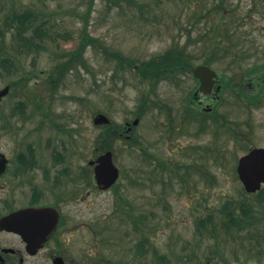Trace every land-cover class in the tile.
Segmentation results:
<instances>
[{
  "label": "rangeland",
  "instance_id": "rangeland-1",
  "mask_svg": "<svg viewBox=\"0 0 264 264\" xmlns=\"http://www.w3.org/2000/svg\"><path fill=\"white\" fill-rule=\"evenodd\" d=\"M86 1L0 0V30L6 17L29 8L37 21L47 22L52 35L56 33V40L47 41L45 49L19 55L24 69L35 74L28 77L32 89L10 87L0 101V151L9 159L8 172L0 178V211L3 198L10 206L26 200L28 181L32 179L34 184L41 174L45 167L41 161L49 164V156L41 155L45 143L52 141L55 150L63 143L70 167L84 165L90 175L80 206L87 222L84 240L78 242L87 251L86 260L98 264H154L162 260L163 264H264L261 221L241 230L232 227V237L221 226L224 216L219 212L228 201L258 204L255 193L244 190L235 167L246 145L264 146V104L245 107L241 100L256 90L244 84L250 77L245 75L249 67L264 62V0H94L87 26V32L108 49L136 61L158 56L175 42L187 45L193 65L209 60L211 67L234 85L222 91L217 111L244 129L250 121L249 136L243 142L222 133L215 140L218 121L208 116L203 127L189 121L185 110L195 85L189 72H176L156 87L148 86L150 102L138 117L148 82H141L133 69L119 67L116 59L108 58L97 45L87 46L84 65L73 66L55 88L50 86L47 80L59 53L73 50L79 43ZM209 8L216 12L206 22L202 15ZM223 15L228 22L215 23ZM3 30L0 58L16 53L13 29ZM215 32L228 51L213 52L205 44ZM202 34L206 38L202 39ZM19 73H3L0 68V88L16 80ZM250 75L256 78L258 73ZM98 112L115 124L138 119L132 133L139 142L116 138L109 144L119 169L114 188L125 190V194L120 192L124 211L114 188L96 189L90 174L88 160L101 152L98 136L103 126L93 122ZM2 114L8 116L7 122ZM29 147L35 150L36 166L20 173L18 166L23 162L18 155L24 157ZM146 150L153 156L145 155ZM144 181L146 185L141 187ZM198 219H206L200 231ZM95 223L101 229L96 235L90 230ZM95 237L99 242L96 250L92 248ZM143 240L146 251L136 256L135 244ZM1 241L10 244L11 238L1 236ZM25 264L49 262L45 256H37Z\"/></svg>",
  "mask_w": 264,
  "mask_h": 264
},
{
  "label": "flooded vegetation",
  "instance_id": "flooded-vegetation-1",
  "mask_svg": "<svg viewBox=\"0 0 264 264\" xmlns=\"http://www.w3.org/2000/svg\"><path fill=\"white\" fill-rule=\"evenodd\" d=\"M263 63L250 66L248 73L245 74L246 76H250L249 78H245L244 84L246 87H250L253 92L254 89L256 90L252 94L248 93L250 95L243 97V99L241 98L242 106L259 107L264 104ZM254 73H258L256 78L250 75ZM193 78L195 85L192 87L193 90L185 110L191 114L189 121L202 127L207 116L214 122L218 121L214 126L215 131L213 135L215 140L219 139L220 133L228 137L233 133L232 137L237 139V141L242 140V142L243 139L248 138L251 129L249 125L250 121L245 122L246 128L244 129L241 123L232 121L224 113L217 111L218 105L222 100V91L227 87L234 86L231 85L232 83L227 82L229 77L228 79H224L216 71L211 88L204 92H196L199 87V80L196 77ZM244 84L242 85L243 87ZM238 94L242 95V93ZM207 100L210 102L206 103ZM231 124L234 125L232 133L230 132ZM47 144L45 143V153H41V151L39 153L42 156H49V164H44L40 160L45 167L42 169L39 177H35L34 184L31 182L32 179L28 181L30 189L28 196L25 197L26 200L15 206L7 205L9 203L6 198L1 200L3 210L0 211V216L21 209H32V213L28 218L20 219L16 222L14 231L7 229L0 230V237L8 236L11 238L10 244L8 243L10 241L6 242L7 244L2 243V241L0 243V264H25L29 258L37 256H45L49 264H98V261L86 260L85 252L87 251L78 245V242L84 240L83 229L87 223L83 209L80 206L84 202L85 195L83 196V194L85 193L86 183L89 184L90 182V175L86 172L84 165H78L74 168L70 167L66 145L61 143L62 150L60 148L55 150L53 149L54 143L52 141ZM48 146L49 149L47 148ZM255 146L257 145L248 144L243 150L247 151ZM50 152L51 155L49 154ZM18 160L19 162H23L22 164L19 163L18 167L20 169L18 171L20 173L28 172L36 166L35 150L29 147L24 157L21 154L18 155ZM60 163H62V166L58 167L57 165ZM88 166L91 167L90 174L96 189L106 191L116 187V182L105 189L99 187L94 179L93 165L88 164ZM8 169L9 159L6 169L0 175V178L8 172ZM134 184H137V182H134ZM143 185H146V181H144V184H141V187ZM87 191L89 192L90 190ZM122 191L125 194L124 189L117 192L114 188V192L117 195L116 198L120 200L119 207L124 211L125 201L120 193ZM90 227L94 235L101 231L97 223H95L94 227L92 225ZM144 242L145 240L141 244H135L134 254L136 256H141L146 251ZM98 247V237H95L92 248L96 250ZM163 263V260L154 262V264Z\"/></svg>",
  "mask_w": 264,
  "mask_h": 264
},
{
  "label": "trees",
  "instance_id": "trees-1",
  "mask_svg": "<svg viewBox=\"0 0 264 264\" xmlns=\"http://www.w3.org/2000/svg\"><path fill=\"white\" fill-rule=\"evenodd\" d=\"M86 2V9L82 15L83 25L79 43L73 50L59 53V57L57 58L58 62L55 63L54 69L50 71L48 77L49 79L47 81L50 86L55 88L59 83V80L70 70V68L77 64H85L84 53L87 49V46H100L108 58L116 59V64L119 67L133 69L139 76L141 82L144 84L148 82L144 94L140 99L138 113L136 114L139 117L144 109L148 107V102H150L147 89L148 86L154 88L156 87L157 83L166 76L173 78L172 76L176 72L191 71L193 64L191 63L192 61L187 54V45L185 43L178 45L179 42H175L174 46H171L162 54L140 61H136L133 58L125 56L118 50H110L105 45H103L99 39L93 37L87 32V26L94 0H87ZM221 3H224V0H221ZM216 8H218L217 5ZM216 8H209L206 13H203L202 16L206 18V22L208 18H211L212 14H215ZM221 17L222 18L218 17L216 19L218 22L215 23H222L223 25V23L228 22L224 15ZM37 20L38 17H35V13L28 8L21 12H13L12 15L6 17V20L4 21V28L6 31L13 29L11 33L12 39L15 43L16 53H6L5 56L1 57L0 68L3 70V73L6 72L7 74H10L14 71L17 72V70L20 71L16 80L8 81L10 87L17 86L18 88L27 87V90L32 89V87L28 85V77L35 74L24 69L19 55L21 56L27 55L31 52H39L40 50L46 48L47 41L49 42L50 40H56V33L52 35V33L48 31L50 27L45 24L47 22L45 20L43 22H39ZM225 28H227L226 25ZM3 29L0 30V45L2 43L1 39L4 34ZM218 34L219 32H215V35L212 39L205 40V44L210 45L209 47L213 52L228 51L227 45L222 46L221 35ZM201 38H206V35L202 34ZM203 63L210 64V61L204 60ZM156 103L157 102H152V104ZM187 114L191 116L190 113L187 112ZM4 115L5 114H2L1 118H5L6 115ZM7 118L8 116H6L4 120L5 122H7ZM230 127L233 128L232 125H230ZM124 128L125 127L123 125L115 123L104 125L98 136V139L101 143V150L111 149V145L109 144H111L116 138H122L121 134L119 133ZM131 138L133 142H139L135 136H132ZM152 156L153 155L149 154V157ZM255 197L258 202L256 205L260 207V210L257 209V206H255L254 203H250L247 200H238L235 202L228 201L219 208V212H221L224 216L221 221V226L225 229L226 233L233 237L230 231L232 227L237 228V230H241L248 225H252L254 223L256 224V220L261 221L263 225L261 230L264 229V187L255 193ZM256 212L258 215H256ZM205 222L206 219H198V231H200L201 226H204Z\"/></svg>",
  "mask_w": 264,
  "mask_h": 264
},
{
  "label": "water",
  "instance_id": "water-1",
  "mask_svg": "<svg viewBox=\"0 0 264 264\" xmlns=\"http://www.w3.org/2000/svg\"><path fill=\"white\" fill-rule=\"evenodd\" d=\"M193 74L198 77L200 81L199 89L203 92L211 88L214 81L213 78L216 76L215 72L206 65H197L193 70ZM8 90L9 85L0 88V100ZM93 121L97 124H103L108 123L109 119L103 113H97ZM136 122L137 119L133 121V124ZM6 162L7 159L0 152V174L4 172ZM90 162L93 163L94 161ZM95 162L94 171L96 181L100 187L105 188L114 182L118 176L117 167L112 162L111 152L106 151L99 155ZM236 171L245 191H257L264 182V148L254 147L247 153L241 155L237 161ZM31 211L32 209H21L0 217V229L7 228L9 230H15L16 222L31 216Z\"/></svg>",
  "mask_w": 264,
  "mask_h": 264
}]
</instances>
